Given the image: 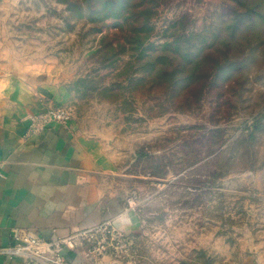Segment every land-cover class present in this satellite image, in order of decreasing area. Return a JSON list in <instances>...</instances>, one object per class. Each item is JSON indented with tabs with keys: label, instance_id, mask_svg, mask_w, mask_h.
Masks as SVG:
<instances>
[{
	"label": "rangeland",
	"instance_id": "1",
	"mask_svg": "<svg viewBox=\"0 0 264 264\" xmlns=\"http://www.w3.org/2000/svg\"><path fill=\"white\" fill-rule=\"evenodd\" d=\"M237 2L152 0L138 46L84 0H0V72L71 108L138 218L107 264H264V0Z\"/></svg>",
	"mask_w": 264,
	"mask_h": 264
},
{
	"label": "crops",
	"instance_id": "2",
	"mask_svg": "<svg viewBox=\"0 0 264 264\" xmlns=\"http://www.w3.org/2000/svg\"><path fill=\"white\" fill-rule=\"evenodd\" d=\"M45 96L0 72V264H45L11 258L3 249L12 244L14 228L46 239L72 237L73 246L64 249L72 264H107V255H92L74 234L107 220L130 231L138 218L125 198L104 185L109 173L95 137L81 133L74 121L30 131L28 116L45 110Z\"/></svg>",
	"mask_w": 264,
	"mask_h": 264
},
{
	"label": "built area",
	"instance_id": "3",
	"mask_svg": "<svg viewBox=\"0 0 264 264\" xmlns=\"http://www.w3.org/2000/svg\"><path fill=\"white\" fill-rule=\"evenodd\" d=\"M45 110L29 114V128L33 133H41L53 123L68 124L73 119L71 108L66 105L54 104L43 100ZM131 206L135 202L130 201ZM87 242L94 256H105L109 248L123 239V234L115 227L112 220H107L92 228L82 229L74 234ZM73 246L72 237H56L46 239L29 228H14L12 244L3 248L10 253L11 258L21 255L31 263L72 264L67 260L64 249Z\"/></svg>",
	"mask_w": 264,
	"mask_h": 264
},
{
	"label": "trees",
	"instance_id": "4",
	"mask_svg": "<svg viewBox=\"0 0 264 264\" xmlns=\"http://www.w3.org/2000/svg\"><path fill=\"white\" fill-rule=\"evenodd\" d=\"M87 2L88 6L92 11H94L95 18H117L120 20L121 30L124 31L123 26L126 25L125 35L132 38H128L131 43H139L138 46L142 44L141 35L142 33H148L152 28L151 23V10L153 6H150L152 0H84ZM242 0H238L236 5H238ZM244 8L236 7V19L233 18L229 27L232 30H240L242 25L245 23H252L255 16H259L258 9L260 7L257 4L255 7L251 8L249 4L244 2ZM137 46V47H138ZM163 55H157L158 60L162 59ZM168 57V56H167ZM187 67L185 70L190 71L188 78L193 81L197 77H204L210 70H202L198 72L199 68L195 67L193 61L189 59L186 61ZM219 68L221 64L218 62ZM184 70V71H185ZM183 70H181V65L175 68H169V66L164 69L165 74H170L171 76L177 77ZM193 83V82H192ZM195 83V82H194Z\"/></svg>",
	"mask_w": 264,
	"mask_h": 264
}]
</instances>
